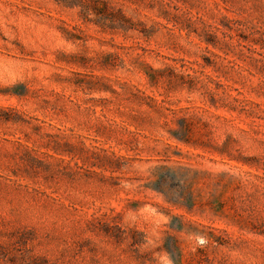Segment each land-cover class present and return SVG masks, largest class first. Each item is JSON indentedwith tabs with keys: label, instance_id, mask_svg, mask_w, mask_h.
Listing matches in <instances>:
<instances>
[{
	"label": "rangeland",
	"instance_id": "rangeland-1",
	"mask_svg": "<svg viewBox=\"0 0 264 264\" xmlns=\"http://www.w3.org/2000/svg\"><path fill=\"white\" fill-rule=\"evenodd\" d=\"M102 1L0 0V264H264V0Z\"/></svg>",
	"mask_w": 264,
	"mask_h": 264
},
{
	"label": "trees",
	"instance_id": "trees-1",
	"mask_svg": "<svg viewBox=\"0 0 264 264\" xmlns=\"http://www.w3.org/2000/svg\"><path fill=\"white\" fill-rule=\"evenodd\" d=\"M57 3L66 7H79L82 18L85 21L97 23L102 27H108L112 31L125 29L123 16L114 12L110 5L102 0H55ZM121 18V19H120ZM208 42L216 44L213 39Z\"/></svg>",
	"mask_w": 264,
	"mask_h": 264
}]
</instances>
